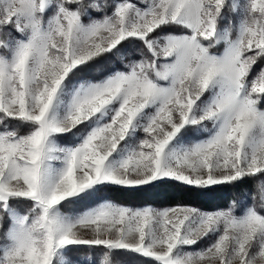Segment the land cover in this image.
I'll return each instance as SVG.
<instances>
[{
    "label": "snow or ice",
    "instance_id": "snow-or-ice-1",
    "mask_svg": "<svg viewBox=\"0 0 264 264\" xmlns=\"http://www.w3.org/2000/svg\"><path fill=\"white\" fill-rule=\"evenodd\" d=\"M85 251L264 264V0H0V264Z\"/></svg>",
    "mask_w": 264,
    "mask_h": 264
},
{
    "label": "trees",
    "instance_id": "trees-1",
    "mask_svg": "<svg viewBox=\"0 0 264 264\" xmlns=\"http://www.w3.org/2000/svg\"><path fill=\"white\" fill-rule=\"evenodd\" d=\"M116 199L129 205L152 204L153 206H171L176 204H188L201 207L203 210H213L218 205L231 202L235 195L231 189L203 191L196 188L181 187L175 183L163 184L155 188L130 189L116 193ZM66 211V209H62ZM119 264L124 260L146 259L131 254L127 257H113ZM79 264H93L98 260V255L91 251H85L77 256Z\"/></svg>",
    "mask_w": 264,
    "mask_h": 264
},
{
    "label": "rangeland",
    "instance_id": "rangeland-1",
    "mask_svg": "<svg viewBox=\"0 0 264 264\" xmlns=\"http://www.w3.org/2000/svg\"><path fill=\"white\" fill-rule=\"evenodd\" d=\"M144 189V188H143Z\"/></svg>",
    "mask_w": 264,
    "mask_h": 264
}]
</instances>
